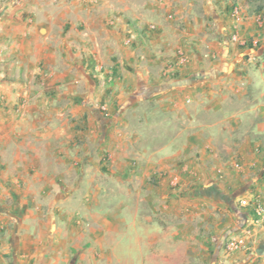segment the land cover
Instances as JSON below:
<instances>
[{
	"label": "crops",
	"instance_id": "0c3cea01",
	"mask_svg": "<svg viewBox=\"0 0 264 264\" xmlns=\"http://www.w3.org/2000/svg\"><path fill=\"white\" fill-rule=\"evenodd\" d=\"M246 199L264 0H0V264H264Z\"/></svg>",
	"mask_w": 264,
	"mask_h": 264
},
{
	"label": "built area",
	"instance_id": "2783aa9c",
	"mask_svg": "<svg viewBox=\"0 0 264 264\" xmlns=\"http://www.w3.org/2000/svg\"><path fill=\"white\" fill-rule=\"evenodd\" d=\"M234 14L237 16V18H240V10L239 8H235ZM259 22L262 23L263 20L262 18L259 19ZM151 28H154L152 25ZM132 38H128V41H131ZM177 60L175 63H172L171 67H176L175 65H179L182 62L186 61V56L182 50H180L177 54ZM101 110L104 113L105 116H110L109 115V108L107 104H102L101 105ZM243 206L246 207H251L254 214L258 216L260 219H264V204L260 202L259 200H244L242 203ZM251 228L248 227L246 228L240 235L238 236H233L231 238H228L224 244V252L226 255H229L233 252L239 251L240 249H244L246 247V241L251 237Z\"/></svg>",
	"mask_w": 264,
	"mask_h": 264
}]
</instances>
